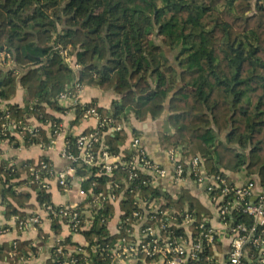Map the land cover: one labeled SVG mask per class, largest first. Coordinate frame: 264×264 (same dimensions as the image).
I'll use <instances>...</instances> for the list:
<instances>
[{"label":"trees","instance_id":"1","mask_svg":"<svg viewBox=\"0 0 264 264\" xmlns=\"http://www.w3.org/2000/svg\"><path fill=\"white\" fill-rule=\"evenodd\" d=\"M255 2L0 0V50L10 52L16 62L13 68L0 67V133L7 113L16 122H26L28 114H35L43 124L60 122L46 107L60 109L58 94L78 75L82 83L113 89L120 96L110 109L90 103L103 114L113 113L115 123L128 121L130 114L143 121L167 112L174 131L160 135L163 148L185 146V157L200 155L206 171L230 180V173L243 172L246 181L255 180L264 188V0ZM62 48H72L81 66L78 74L64 61ZM19 85L26 89L25 106L8 102ZM77 111L81 114L82 106ZM78 122L79 118L72 124ZM38 128L37 138L25 135L26 145L35 139L49 145L50 130ZM67 140L75 149V137L68 135ZM126 140L124 130L104 136L113 155ZM39 159L49 160L46 156ZM35 161L0 168L6 194L19 203L6 206V217L24 216L21 208L33 206L30 194L13 190L15 179L23 174L22 181L38 191L40 204L51 201L49 192L30 182L29 167ZM115 172L112 177L95 176L96 168H77L78 175L88 176L82 187L95 192H109L113 180L126 186L122 180L126 171ZM139 188L148 199L163 201L164 207L182 211L188 205L199 218L212 215L189 189L174 198L162 186ZM134 199L122 200L121 208L129 212ZM113 210L111 204H104L93 227L82 231L92 264L111 261L108 254L93 253L91 246L116 241L118 236L110 234L106 222H100ZM242 218L247 224L253 222L242 214L236 215L235 222ZM53 228L57 233L61 230L57 223ZM64 241L71 248L79 246L70 238ZM11 249L10 242L0 244V264L11 261ZM30 250L38 252L30 240H19L15 258ZM77 256L84 257V253ZM46 264L58 263L50 258Z\"/></svg>","mask_w":264,"mask_h":264},{"label":"built area","instance_id":"2","mask_svg":"<svg viewBox=\"0 0 264 264\" xmlns=\"http://www.w3.org/2000/svg\"><path fill=\"white\" fill-rule=\"evenodd\" d=\"M71 49L62 48L60 53L64 61L76 71L81 66L71 54ZM0 64L13 68L16 62L10 52L0 50ZM84 90L85 84L76 75L58 94L57 102L62 107L65 118L70 121L93 118L97 120L96 127L75 135L73 149L67 140V136L73 134L64 129L65 120L41 123L50 128L49 145H52L58 135L65 134L60 155L67 164L59 172L54 169L51 161L45 159H38L29 167L31 183L50 193L54 180L65 194L76 188L80 199L74 203L55 204L50 201L41 204L46 217L32 213L12 215L0 221V234L12 230L20 234L31 231L39 234L37 240L25 239L30 240L38 248V252L30 250L17 258L16 248L21 239L17 237L11 240L12 249L8 252L11 261H7V264H46L50 258L58 264H92L86 250L89 243L85 247L79 245L71 248L64 239L51 246L49 257L41 258V243L46 241L41 230L44 220L50 221L52 226L55 223L61 227L67 225L72 234L90 230L104 204H111L114 210L107 220L99 216L100 222H106L110 234L118 237L112 245H92L91 250L93 253L110 255L111 261L108 264H264V190L259 188L255 180L235 184L221 173L206 171L200 155L178 158L174 149L170 150L174 167L168 169L153 159L142 143L141 135L135 132H130L127 136L126 148L113 155L104 144V136L127 130V123H115L113 113L103 114L98 107L83 103L81 96ZM79 106H82V112L78 115ZM6 118L0 133L4 138L17 135L25 144L27 133L34 138L38 137L39 126L30 124L29 119L26 122H16L8 113ZM35 140L33 144L42 147L47 145L41 139L38 142ZM13 164L15 163H9V167ZM79 167L96 168L95 176L112 177L116 169L124 170L126 175L122 180L126 186L113 180L108 184L110 191L107 193L95 192L92 188L86 190L82 187V182L88 176L78 175ZM169 175L176 181L189 178L203 186L209 202L206 206L212 211V215L199 218L196 210L188 205L182 211H177L173 207H164L163 201H152L142 194L139 186L159 187L161 185L158 180ZM129 196L135 199L130 202V211L127 212L121 208V201ZM117 213L119 224L117 232L113 233L110 222ZM237 214L245 215L253 222L247 224L243 218L235 222ZM79 253H84V257L77 256ZM53 255L56 257L52 258Z\"/></svg>","mask_w":264,"mask_h":264},{"label":"crops","instance_id":"3","mask_svg":"<svg viewBox=\"0 0 264 264\" xmlns=\"http://www.w3.org/2000/svg\"><path fill=\"white\" fill-rule=\"evenodd\" d=\"M72 51V49H71ZM76 60V57L72 51L71 53ZM16 65V64H15ZM0 67H4L0 64ZM79 70H76V74L79 73ZM26 89L24 86L19 85L17 89V93L9 100V103L19 104L20 106H25L27 104L26 100ZM119 95L113 90H105L98 86L87 85L85 84V90L81 96L82 102L85 104L95 103L97 106L105 109H110L114 100L119 99ZM7 102V103H8ZM60 109H55L51 107H46L47 111L53 114L55 117L65 120L64 129H67L73 136L88 131L97 125L96 119H89L79 121L77 124H72L70 119L65 118L62 113V107L58 104ZM167 112H164L158 118L148 117L145 120L137 119L134 114H130L129 120L127 123V136H129L130 132H135L141 135L142 143L147 147L149 153L153 157V159L167 167L168 169H173L174 160L171 157L170 150L165 149L160 144V135L163 132L172 133L174 128L169 124L167 120ZM27 119H29V123L34 126H43L37 116L35 114H28ZM45 129L50 128L48 126H43ZM65 140V134L61 133L58 135L53 141L52 145L40 146L38 144L25 145L23 141L19 138V136L15 135L13 138H4L0 134V168L3 165L8 163H20L22 161L28 159L38 160L39 158L46 156L51 162L56 171L62 170L67 161L63 159L60 155V151L63 148V143ZM127 142L125 141L122 145H120V149L123 150L126 148ZM175 152L178 154V158L184 157L187 153V147L178 146L177 148H173ZM231 180L235 184H243L246 181V175L243 172L239 173H230ZM2 177V176H1ZM0 177V178H1ZM25 178V174L21 175V177L16 178L14 183L13 190L19 193H28L30 194L29 203L33 204L31 207H27L23 212L26 215H31L32 213H39L43 217L45 216V212L41 210V204L38 202V191L33 189L30 185L22 180ZM159 184L168 192H170L174 198H177L184 189H189L204 205H208V197L205 193L204 187L195 183L192 179H185L183 181H176L174 177L167 176L164 179L158 180ZM7 187L0 180V221L9 218L5 216L6 206L9 203L14 204L15 206H19L18 201H16L12 195L9 193L6 194ZM76 188L72 190L71 193L65 194L61 188L56 184L54 180H52V187L50 190L51 201L55 204H64L70 202H76L80 199L76 192ZM264 190V188H261ZM118 209V207H116ZM119 224V214L115 215V217L110 222V229L113 233L117 232V226ZM41 233H44L46 236V241L41 243L43 247L41 258H47L51 252V246H53L58 240H63L70 238L73 242L81 246H87L88 240L84 233L72 234L70 228L67 225H63L61 227L60 232H56L52 226V223L48 220H44L42 225ZM39 236L38 232L31 231L20 234L15 230H12L6 234H0V244L4 242H10L14 238L20 237L21 240H25L26 238H32L37 240L36 238ZM40 244V243H39Z\"/></svg>","mask_w":264,"mask_h":264},{"label":"rangeland","instance_id":"4","mask_svg":"<svg viewBox=\"0 0 264 264\" xmlns=\"http://www.w3.org/2000/svg\"><path fill=\"white\" fill-rule=\"evenodd\" d=\"M116 1H119V0H100V2H101V4H103V2H116ZM253 4H255L256 5V2H255V0H253Z\"/></svg>","mask_w":264,"mask_h":264}]
</instances>
